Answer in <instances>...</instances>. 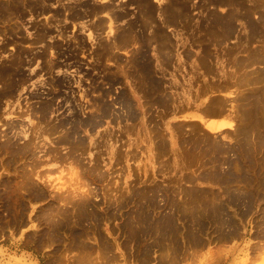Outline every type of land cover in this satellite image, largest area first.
<instances>
[{"label": "rangeland", "instance_id": "1", "mask_svg": "<svg viewBox=\"0 0 264 264\" xmlns=\"http://www.w3.org/2000/svg\"><path fill=\"white\" fill-rule=\"evenodd\" d=\"M217 1L0 0V264H264L257 138L235 131L257 117L264 0ZM232 192L256 193L245 215ZM190 193L224 198L237 236L187 235Z\"/></svg>", "mask_w": 264, "mask_h": 264}, {"label": "bare ground", "instance_id": "2", "mask_svg": "<svg viewBox=\"0 0 264 264\" xmlns=\"http://www.w3.org/2000/svg\"><path fill=\"white\" fill-rule=\"evenodd\" d=\"M215 1H217V0H215ZM221 1V0H220ZM227 1H229V0H226V2ZM231 1V0H230ZM209 2H211V1H209ZM218 2V1H217ZM223 2H225V1H223ZM233 2V1H232ZM173 5V4H172ZM180 5V4H179ZM90 6V5H89ZM93 8V7H92ZM172 8V7H171ZM166 9H167V7H166ZM169 9V8H168ZM92 10V9H91ZM37 11V10H36ZM95 11V10H94ZM148 11H150V10H148ZM168 11V10H167ZM151 12V11H150ZM177 14V13H176ZM159 37V36H158ZM165 38V37H164ZM166 39V38H165ZM161 41V40H160ZM165 42V41H164ZM261 50V49H260ZM263 51V50H262ZM262 51H260V54H261V52ZM259 54V53H258ZM262 63H264V56H263V60H260ZM258 62V61H257ZM252 64V63H251ZM245 65V64H244ZM260 65H261V63H260ZM263 65V64H262ZM248 66V65H247ZM9 68H10V66H9ZM260 68V67H259ZM1 69H2V67H1ZM239 69H241V68H239ZM12 71V70H11ZM257 117H255V118H257V120L256 121H254V127H255V129H257V131H254L255 129H253L254 127H252V129L251 128H249V127H251L252 125H251V119L252 118H254V116L256 115H253V117L251 118V119H247L248 121H249V123L247 122L246 124L244 123L243 124V126L242 127H240V129H238L237 127L235 128V131H236V133L238 134L239 133V135L240 136H244V138L243 137H241V138H243L248 144H246L245 145V147H246V149H248L247 150V152L246 153H248V154H251L252 152H254V150H255V148L256 147H254L255 146V138H257V182H260L261 183V185H264V66L262 67L261 66V68L260 69H257ZM2 72H3V69H2ZM9 72V70L7 71V73ZM20 72V71H19ZM249 72V71H248ZM12 73V72H11ZM10 74V73H9ZM9 74H7V75H9ZM13 75V74H12ZM24 75V74H23ZM4 76V75H3ZM6 76V75H5ZM4 76V77H5ZM252 76V75H251ZM249 77V76H248ZM256 77V76H255ZM16 78V77H15ZM151 79V78H150ZM238 79V78H237ZM17 80V79H16ZM153 80V79H152ZM254 80V79H253ZM244 81V80H243ZM249 82V81H248ZM250 83V82H249ZM12 84V83H11ZM242 84V83H241ZM245 84V83H244ZM151 85V84H150ZM152 86H154V84L152 85ZM157 88L158 87H160V85L159 86H157V85H155ZM252 87V86H251ZM154 88V87H153ZM162 88V87H161ZM242 90V89H241ZM248 90V89H247ZM250 90V89H249ZM163 91V90H162ZM251 91H252V89H251ZM251 91H249V92H251ZM239 92H240V90H239ZM246 93V92H245ZM164 94V93H163ZM240 94V93H239ZM254 94V93H253ZM237 95V94H236ZM251 95V94H250ZM254 96V95H253ZM119 97V96H118ZM255 97V96H254ZM215 98V97H214ZM126 99V98H125ZM167 99V98H166ZM219 99V98H218ZM120 100V99H119ZM210 100V99H209ZM216 98L215 99H213V101H211L210 103H215L216 102ZM238 100V99H237ZM242 100V99H241ZM255 100V99H254ZM50 101V100H49ZM127 100H125V102H126ZM160 101V100H159ZM161 101H163V100H161ZM160 101V102H161ZM220 99H219V101L218 102H216L217 104H222V103H220ZM251 101H253V100H251ZM123 102V101H122ZM124 102V103H125ZM166 102V101H165ZM229 102V101H228ZM46 103V102H45ZM128 104H129V101L127 102ZM154 103H155V101H154ZM213 103V107H212V105H210V107L209 106H207V109H209V110H207V112L206 113H208V114H211V115H224L225 113H227V112H225V109H226V107L225 108H222V107H224V106H220V107H218V105L216 104H214ZM249 103V102H248ZM254 103V102H253ZM158 104V103H157ZM163 105V104H162ZM167 105V104H166ZM45 106V105H44ZM217 106V107H216ZM51 107V106H50ZM130 107H131V105H130ZM129 107V108H130ZM209 107V108H208ZM212 107V108H211ZM253 107V106H252ZM211 108V109H210ZM242 108H244V107H242ZM33 109V108H32ZM43 109V108H42ZM245 109V108H244ZM248 109V108H247ZM250 109H253V111H252V113H254V108H250ZM45 110V109H44ZM238 110V109H237ZM103 111V110H102ZM248 112L250 113V111L248 110ZM244 113V115H246V109H245V112H243ZM135 114V113H134ZM133 114V115H134ZM230 115V114H229ZM233 115V114H232ZM239 116V115H238ZM130 117H131V113H130ZM217 117H219V116H217ZM242 117H243V115H242ZM240 118V117H239ZM244 118V117H243ZM254 118V119H255ZM92 120V119H91ZM116 120V119H115ZM245 120V119H244ZM75 121V120H74ZM152 121V120H151ZM239 121V120H238ZM246 122V121H245ZM252 122H253V120H252ZM75 122H73L72 124H73V126L74 125H76V124H74ZM66 124V123H65ZM215 124V123H214ZM250 124V125H249ZM257 124V125H256ZM63 125V124H62ZM61 125V126H62ZM212 125V124H211ZM59 126V125H58ZM73 126L71 127V128H73ZM154 126V125H153ZM215 125H213V127H214ZM219 126V125H218ZM55 127H57V126H55ZM77 128V126H74V128ZM217 127V126H216ZM70 128V127H69ZM73 128V129H74ZM79 128V127H78ZM153 128V127H152ZM150 129V128H149ZM46 130V129H45ZM55 130V129H54ZM76 130V129H75ZM74 130V131H75ZM238 130H239V132H238ZM72 132H73V130H72ZM151 132V131H150ZM153 132V131H152ZM154 132H157V131H154ZM67 134H69V133H67ZM73 134V133H72ZM71 134V135H72ZM43 135V134H42ZM70 135V136H71ZM66 136V135H65ZM68 136V135H67ZM74 136V135H73ZM249 137H250V139L252 138V142L250 141V140H248L249 139ZM69 139L68 140H70V137H68ZM194 138H195V136H194ZM194 138L192 137V139L194 140ZM200 138V137H199ZM198 138V139H199ZM197 139V138H196ZM195 139V140H196ZM198 139H197V142H198ZM200 139H203V142L204 143H207L206 144V148H207V150H208V152H209V150L210 149H216V147L219 149V151H218V149H217V151L218 152H220L221 150L220 149H223V145L222 144H220L221 142L219 141H216V139L214 140V139H209V137L207 138V137H205V138H200ZM32 140V139H31ZM74 140V139H73ZM161 140V139H160ZM240 140V139H239ZM158 141V140H157ZM163 141V140H162ZM35 142V141H34ZM78 142H80V141H78ZM154 142V141H153ZM245 142V143H246ZM29 143V142H28ZM155 143H159V142H155ZM195 143V142H194ZM204 143H202L201 144V146L204 144ZM243 143V142H242ZM241 143V144H242ZM254 143V144H253ZM192 144V143H191ZM198 144H200V143H198ZM196 145V146H199V145ZM244 144V143H243ZM80 145V144H79ZM14 146V145H13ZM24 146H26V145H24ZM185 146V145H184ZM195 146V147H196ZM204 146V145H203ZM241 146V145H240ZM252 146L254 147V148H252ZM21 147V146H20ZM75 147V146H74ZM79 147V146H78ZM164 147V146H163ZM188 147V146H187ZM192 147V146H191ZM193 147H194V144H193ZM200 147V146H199ZM30 148V147H29ZM81 148V147H80ZM157 148V147H156ZM158 149V148H157ZM24 150V149H23ZM188 150H189V148H188ZM223 150H225V148L223 149ZM223 150H222V152H223ZM227 150V149H226ZM27 151H28V149H27ZM192 151V150H191ZM211 152V151H210ZM36 153V152H35ZM212 153V152H211ZM214 153V152H213ZM14 154V153H13ZM207 155H208V153H207ZM212 155V154H211ZM214 155V154H213ZM217 155V154H216ZM205 157V156H204ZM202 158V157H201ZM212 161L211 162H213L214 161V163H216L217 164V162H215V161H217V160H214L215 158L212 156ZM240 158V157H239ZM239 158H237L238 160H239ZM74 159V158H73ZM217 159V158H216ZM219 160L218 161H220V157L218 158ZM236 159V158H235ZM13 160V159H12ZM207 160V159H206ZM33 162H35V161H33ZM96 162V161H95ZM207 162V161H206ZM210 162V161H209ZM210 162V163H211ZM231 162V161H230ZM214 163H212V164H214ZM208 164V163H207ZM220 164V163H219ZM230 164V163H229ZM216 166V165H215ZM219 166V165H218ZM241 167H243V166H241ZM229 168V167H228ZM230 168H231V165H230ZM233 168V167H232ZM231 168V170H228L227 172H228V175H231V176H233V175H235V173H234V171L235 170H233ZM95 169V168H94ZM208 170V169H207ZM213 170H215L214 168H213ZM210 173L211 174H215L214 172H206L205 173V175H207V177H210V176H212V175H210ZM24 175V174H23ZM30 176V175H29ZM214 176V175H213ZM260 186V185H259ZM261 187V186H260ZM259 187V188H260ZM264 187V186H263ZM263 190V189H262ZM199 192V191H198ZM191 195H192V198H190V201H189V203H190V207H189V210H187V209H185V215L183 216V219H186V221H188V222H194L196 225H197V229L198 230H196V231H194V230H190V231H188L187 232V235H189L190 237H195L196 235H198V233L199 232H201V231H203L204 230V228L207 226V223L208 222H210V223H213V224H215V226H217V228L218 229H220L221 230V232H222V235L224 234V237L225 238H231V237H233V236H237V234L239 233V225L237 224V223H234L233 222V220H231V218H226V216H229L228 214H227V208H226V204H225V202H224V198L220 201L219 200V198H218V196H216V194H215V196L217 197L216 198V200H215V197H213L214 198V200H207V202H205V203H203V204H205V205H199V206H197V204H198V199H196V198H198V194L196 193L195 195H194V193H190ZM199 194L201 195V193L199 192ZM256 194V193H255ZM255 194H253V193H243V195L241 194V193H230L228 196H229V198H230V201L232 202V203H234V204H236V203H242L243 201H245V202H247V208L244 206L245 205V202H243L244 203V209H246L242 214L243 215H245L250 209H251V203L253 202V198H254V196L253 195H255ZM222 198V197H221ZM199 199H200V197H199ZM260 199H262V200H264V192H257V201L258 200H260ZM229 200V199H228ZM261 200V201H262ZM227 201V200H226ZM252 201V202H251ZM86 202V201H85ZM233 204V205H234ZM85 205V204H84ZM85 207L86 206H82V210L84 211L85 210ZM81 210V211H82ZM262 210H264V208L262 209ZM86 211H87V209H86ZM236 211V210H235ZM262 212V211H261ZM83 213V212H82ZM85 213V212H84ZM85 214H87V213H85ZM263 215H262V217H261V219L260 220H257L258 222H259V224L257 225V226H259V231H258V233H260V235L261 236H264V213H262ZM84 215V214H83ZM176 215H177V208H176ZM87 216V215H86ZM259 216H261V215H259ZM175 214H173V215H170L169 217H167V220H165L166 222V224L168 225V224H173L174 222V220H175ZM166 219V218H165ZM173 222V223H172ZM176 223V222H175ZM228 224L227 225V228H229V230L228 231H226L224 228H223V226L225 225V224ZM166 225V226H167ZM176 225V224H175ZM162 226V225H161ZM163 226H165V225H163ZM190 227V226H189ZM166 228V227H165ZM165 231H167V230H165ZM226 231V232H225ZM259 235V234H258ZM259 235V236H260ZM189 238V237H188ZM198 238V237H197ZM219 238H220V236H219ZM221 238H222V236H221ZM199 240V239H198ZM203 240V239H202ZM200 241V240H199ZM198 242V241H197ZM191 244V243H190ZM213 254H215V253H213ZM212 254V255H213Z\"/></svg>", "mask_w": 264, "mask_h": 264}]
</instances>
